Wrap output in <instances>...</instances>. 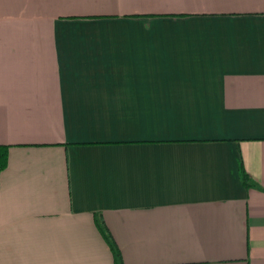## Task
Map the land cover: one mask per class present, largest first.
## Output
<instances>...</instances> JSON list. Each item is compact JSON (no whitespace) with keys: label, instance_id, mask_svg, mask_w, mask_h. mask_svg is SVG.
Segmentation results:
<instances>
[{"label":"crops","instance_id":"0c3cea01","mask_svg":"<svg viewBox=\"0 0 264 264\" xmlns=\"http://www.w3.org/2000/svg\"><path fill=\"white\" fill-rule=\"evenodd\" d=\"M0 144V264H264V0H0Z\"/></svg>","mask_w":264,"mask_h":264},{"label":"trees","instance_id":"16d2710c","mask_svg":"<svg viewBox=\"0 0 264 264\" xmlns=\"http://www.w3.org/2000/svg\"><path fill=\"white\" fill-rule=\"evenodd\" d=\"M9 152H10V146L9 145H1L0 144V181H1V175L2 172L7 168L8 162H9ZM245 180L248 179V177L244 176ZM100 230L104 234L105 238L108 240L110 247L112 248V251L116 258V264H120L121 260V252L117 244L112 239V236L109 232V230L105 227L103 223H99Z\"/></svg>","mask_w":264,"mask_h":264}]
</instances>
